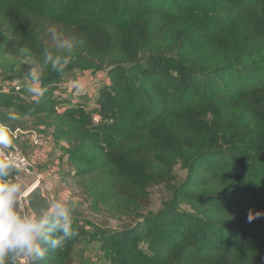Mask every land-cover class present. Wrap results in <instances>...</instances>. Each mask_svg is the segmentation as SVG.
Here are the masks:
<instances>
[{
    "label": "trees",
    "instance_id": "obj_1",
    "mask_svg": "<svg viewBox=\"0 0 264 264\" xmlns=\"http://www.w3.org/2000/svg\"><path fill=\"white\" fill-rule=\"evenodd\" d=\"M52 25L82 43L36 101L25 74ZM74 71L107 73L92 109L57 94ZM0 124L45 133L92 212L134 220L73 225L35 264H82L84 237L95 264H264V215L248 220L264 213V0H0ZM153 184L171 198L144 214Z\"/></svg>",
    "mask_w": 264,
    "mask_h": 264
},
{
    "label": "clouds",
    "instance_id": "obj_2",
    "mask_svg": "<svg viewBox=\"0 0 264 264\" xmlns=\"http://www.w3.org/2000/svg\"><path fill=\"white\" fill-rule=\"evenodd\" d=\"M45 40L40 53L39 63L25 74L26 91L36 101L44 94L42 72L49 67L57 74H63L73 59L76 48L82 41L66 35L56 25L46 29ZM29 55V49L19 50ZM83 79H74L72 88L77 93L86 90ZM9 119H16V113H9ZM15 133L6 125L0 124V264H35L49 251L55 252L65 241L73 238V213L77 206L75 198L60 196L50 202L42 212H21V197L26 191V184L18 179L24 159L13 151ZM264 215L257 212L248 214L251 222Z\"/></svg>",
    "mask_w": 264,
    "mask_h": 264
},
{
    "label": "rangeland",
    "instance_id": "obj_3",
    "mask_svg": "<svg viewBox=\"0 0 264 264\" xmlns=\"http://www.w3.org/2000/svg\"><path fill=\"white\" fill-rule=\"evenodd\" d=\"M6 61L13 62L15 59L9 57L6 58ZM22 63L25 64L24 61ZM74 79H83L86 82L87 87L83 93H77L72 88V81ZM108 81L106 72L89 71L82 73L74 71L65 76L61 89L57 91V94H60L62 99H66L70 105L78 103L92 109L96 104L99 89ZM26 93L28 92L26 91ZM24 147L26 148H24V152L32 164V173L29 175L18 173V179L24 181L27 191L35 183L36 175L42 174L43 178L39 184L42 185L51 202L63 195H68L70 199L75 198L77 206L73 213V225H82L92 230L95 227L119 229L134 223L131 216L113 219L105 214H96L89 209L82 190L72 178V169L69 168V164L63 157L58 143L51 141L45 150H36L28 146ZM186 175V170L180 166L174 168L176 184L182 183ZM149 192L150 197L145 203L146 209L144 210V214L159 212L163 208L164 203L171 198V192L164 184L151 185ZM183 208L189 210L190 207L185 205ZM20 210L24 213H31L23 196L21 197ZM73 258L76 262L82 264H95L103 261L102 253L97 244L88 242V239L85 237L76 246ZM16 264H20V262L18 261Z\"/></svg>",
    "mask_w": 264,
    "mask_h": 264
},
{
    "label": "built area",
    "instance_id": "obj_4",
    "mask_svg": "<svg viewBox=\"0 0 264 264\" xmlns=\"http://www.w3.org/2000/svg\"><path fill=\"white\" fill-rule=\"evenodd\" d=\"M19 88L20 87H17V90H19ZM95 121H98V118H95ZM13 132L15 133V139H14V146L12 150L18 153L19 155H21L24 159V163H23L22 169L20 170L19 174L29 175L32 173V164L30 162L29 157L24 152L23 141L28 136V140L31 146H33L36 150H44V149H47L52 139L48 137L46 134L36 129H31V130L16 129ZM42 178H43L42 174H37L36 181L33 185L39 184ZM27 191L24 193L23 197H25Z\"/></svg>",
    "mask_w": 264,
    "mask_h": 264
},
{
    "label": "water",
    "instance_id": "obj_5",
    "mask_svg": "<svg viewBox=\"0 0 264 264\" xmlns=\"http://www.w3.org/2000/svg\"><path fill=\"white\" fill-rule=\"evenodd\" d=\"M27 206L31 212H42L51 202L42 185L38 184L32 191L25 195Z\"/></svg>",
    "mask_w": 264,
    "mask_h": 264
},
{
    "label": "crops",
    "instance_id": "obj_6",
    "mask_svg": "<svg viewBox=\"0 0 264 264\" xmlns=\"http://www.w3.org/2000/svg\"><path fill=\"white\" fill-rule=\"evenodd\" d=\"M24 146H28V147H33V146H31V144H30V142H29V140H28V136H27V138H25V140L23 141V148H25ZM34 148V147H33ZM26 149V148H25ZM35 149V148H34ZM45 150V149H44Z\"/></svg>",
    "mask_w": 264,
    "mask_h": 264
},
{
    "label": "bare ground",
    "instance_id": "obj_7",
    "mask_svg": "<svg viewBox=\"0 0 264 264\" xmlns=\"http://www.w3.org/2000/svg\"><path fill=\"white\" fill-rule=\"evenodd\" d=\"M37 185H38V184L33 185V186L27 191L26 195H27L30 191H32Z\"/></svg>",
    "mask_w": 264,
    "mask_h": 264
}]
</instances>
